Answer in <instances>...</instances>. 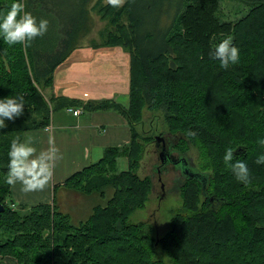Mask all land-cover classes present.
<instances>
[{"label": "trees", "instance_id": "16d2710c", "mask_svg": "<svg viewBox=\"0 0 264 264\" xmlns=\"http://www.w3.org/2000/svg\"><path fill=\"white\" fill-rule=\"evenodd\" d=\"M239 1L245 12L229 21L218 16V0H126L120 8L102 0H22L49 27L26 45L9 46L0 38V99L26 100L24 114L0 129V256H12L15 264H264V165L255 163L264 154L256 143L264 139V0ZM12 2L0 0V13ZM90 9L105 24L99 43L89 47L116 45L128 54L125 107L43 95L55 67L90 33ZM229 35L240 59L224 70L209 53ZM77 105L114 108L131 128L128 144L104 148L96 162L53 186V195L62 186L99 202L77 223L53 203L10 207L5 177L11 140L45 126L50 108ZM142 108L162 112L174 131L160 136L169 137V146L203 179L201 187L182 174L175 183L180 207L154 239L144 223L128 222L153 187L151 174L134 173L142 146L133 125ZM189 130L198 135L189 137ZM192 144L205 169L190 163ZM229 147L233 162L248 165L250 184L239 183L225 165ZM119 156L127 168L116 171ZM164 164L157 169L163 172Z\"/></svg>", "mask_w": 264, "mask_h": 264}, {"label": "crops", "instance_id": "0c3cea01", "mask_svg": "<svg viewBox=\"0 0 264 264\" xmlns=\"http://www.w3.org/2000/svg\"><path fill=\"white\" fill-rule=\"evenodd\" d=\"M83 43L55 67L50 85L45 87L46 98L72 99L80 104L110 100L125 107L128 103V54L116 45L93 48ZM73 110L77 113L72 114ZM46 127H50V131L45 132ZM25 132L33 135L38 150L48 147L51 136L63 159L58 162L53 180L44 191L23 194L19 184L15 188L9 186L6 203L22 211L31 205L53 203L71 223L86 219L92 207L99 202L97 196L83 195L62 186L56 187L53 195V186L96 162L104 148L128 144L131 128L125 117L114 108L92 111L83 109L81 105L50 108L45 126L22 131V139ZM0 264H15V259L9 255L0 256Z\"/></svg>", "mask_w": 264, "mask_h": 264}, {"label": "clouds", "instance_id": "9594fccd", "mask_svg": "<svg viewBox=\"0 0 264 264\" xmlns=\"http://www.w3.org/2000/svg\"><path fill=\"white\" fill-rule=\"evenodd\" d=\"M126 0H106V4L113 8H120ZM49 27L47 19H37L31 12L26 11L22 0H14L4 13H0V38L9 46L17 44L26 45L38 37H43ZM209 56L220 62V67L228 70L230 65L239 62V49L233 44V37L227 36L209 53ZM26 100L24 95L10 96L0 99V129L6 127L5 121H14L21 117L25 111ZM71 111V109H69ZM50 131V127L44 129ZM189 137H196L198 133L189 130ZM256 143L264 147V139H258ZM36 141L31 133L25 132L23 139L20 135L15 136L10 142L8 151V165L5 182L15 188L20 185V192L29 194L44 191L52 182L55 168L63 159V154L55 145L50 136L48 147L39 149L35 146ZM232 148H227L223 157L224 163L229 167L236 180L244 185L252 181L248 165L241 161H234ZM255 163L264 165V154L257 156Z\"/></svg>", "mask_w": 264, "mask_h": 264}, {"label": "rangeland", "instance_id": "374dc122", "mask_svg": "<svg viewBox=\"0 0 264 264\" xmlns=\"http://www.w3.org/2000/svg\"><path fill=\"white\" fill-rule=\"evenodd\" d=\"M102 2H106V0H102ZM218 3L217 14L221 19L233 21L245 12V6L240 1L238 2V0H218ZM90 15L93 25L90 33L85 37L84 43L82 42L85 46H89L92 43H99L98 31L105 24V21L100 20L91 9ZM43 95L46 98V89L43 90ZM140 120L135 126L133 125V130L137 133V141L142 146L140 157L137 160L138 165L134 173L140 177L151 174L153 187L147 195L143 207L133 210L128 217V222L144 223L145 232L153 238L169 228L171 216L180 207V197L176 190L175 181L172 182L175 179V175L171 172L170 166L167 164L165 169L162 170L163 172L160 170L157 171V166L160 163H158L156 150H154L156 148L153 146L155 136H160V134L164 135L172 130L170 123L166 122L160 110L149 111L145 108H142ZM187 151L189 152L188 156L192 160L190 162H194L200 169H205L204 158L199 155V152H197L195 146L193 147V144ZM122 157L120 156V158L116 159L117 163L115 161L116 171L127 168V161H125V158L121 159ZM152 165L156 167V173L152 171ZM160 185L163 186V189L160 188ZM83 202H85L84 199Z\"/></svg>", "mask_w": 264, "mask_h": 264}, {"label": "flooded vegetation", "instance_id": "af4514ba", "mask_svg": "<svg viewBox=\"0 0 264 264\" xmlns=\"http://www.w3.org/2000/svg\"><path fill=\"white\" fill-rule=\"evenodd\" d=\"M165 136H163L161 139L153 140V145L156 147V149L154 150H156L155 152L158 158V163H165L164 168L167 164L170 166L171 172L175 175L174 181L176 183L181 179V177H183V175L187 176L190 173L186 170L182 161V157H180L178 153L174 151L172 147L169 146L168 142L170 138ZM161 149L162 153L159 154ZM176 164H178V167H175ZM157 171L159 170L157 169ZM160 188L163 189V186L160 185Z\"/></svg>", "mask_w": 264, "mask_h": 264}, {"label": "water", "instance_id": "95a60500", "mask_svg": "<svg viewBox=\"0 0 264 264\" xmlns=\"http://www.w3.org/2000/svg\"><path fill=\"white\" fill-rule=\"evenodd\" d=\"M161 138H162L161 136H155V137H154L155 140H157V139H161ZM239 149H240V147H237V148H235L234 151H238ZM161 153H162V149L160 150L159 154H161ZM182 161H183V163H184V166H185L186 170L190 173V174H188L187 176H188V177H193V178L199 180V181L201 182V187H202V185H203V179H202L201 174L192 171V168L190 167L191 164L189 165V164L187 163V161H186L184 158H182ZM190 163H191V162H190ZM2 208H3V207H2V205L0 204V210H2Z\"/></svg>", "mask_w": 264, "mask_h": 264}, {"label": "built area", "instance_id": "2783aa9c", "mask_svg": "<svg viewBox=\"0 0 264 264\" xmlns=\"http://www.w3.org/2000/svg\"><path fill=\"white\" fill-rule=\"evenodd\" d=\"M76 113H77V110H73V111H72V114H76Z\"/></svg>", "mask_w": 264, "mask_h": 264}]
</instances>
